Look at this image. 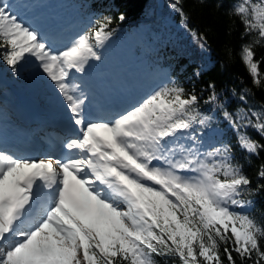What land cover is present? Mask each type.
<instances>
[{
	"label": "snow or ice",
	"instance_id": "snow-or-ice-1",
	"mask_svg": "<svg viewBox=\"0 0 264 264\" xmlns=\"http://www.w3.org/2000/svg\"><path fill=\"white\" fill-rule=\"evenodd\" d=\"M170 7L206 48L180 0ZM233 14L246 33H258L254 44L264 41V0H242ZM112 23L102 17L54 51L0 0V59L16 72L27 57L35 58L79 126L63 158L0 150V264H161L168 257L180 264H264V227L251 214L264 184L252 187L230 145L201 151L196 126L203 130L213 118L199 110L194 90L173 81L113 118H86L87 97L69 78L73 69L82 73L90 60L101 59L97 47L113 36ZM254 44L242 47L241 59L260 88L264 58H255ZM208 87L204 102L221 109L240 148L250 155L264 151V143L243 131L251 127L264 137V106L231 112L218 101L215 85ZM257 176L264 179V164Z\"/></svg>",
	"mask_w": 264,
	"mask_h": 264
},
{
	"label": "trees",
	"instance_id": "trees-1",
	"mask_svg": "<svg viewBox=\"0 0 264 264\" xmlns=\"http://www.w3.org/2000/svg\"><path fill=\"white\" fill-rule=\"evenodd\" d=\"M56 7L61 17L69 20L67 30L74 41L89 31L95 21L108 16L113 19L110 25L114 29L112 37L99 45L97 49L107 51L116 45V39L124 40L123 44L131 46L124 50L133 58L132 65L138 68V81H143L139 88L141 95L148 96L157 88L175 82L183 86L187 92L200 97L199 110L213 119L209 127L199 130L196 135L201 141V151H210L221 144L231 146L234 161L243 166V171L252 181V187L264 184V179L257 176L261 164H264V151L258 155H250L240 148L237 132L223 119L221 109L215 104L205 103L215 85L218 101L236 112L239 109L261 110L264 106V87L257 88L241 59L242 47L253 43L257 32L246 33L245 26L233 14L235 4L242 0H180V6L188 17V26L196 33L206 37V48L193 35L177 26L181 16L170 5L174 0H48ZM256 2V0H253ZM125 16L119 20L120 15ZM145 35L147 40L135 43L138 34ZM256 59L264 58V41L254 44ZM127 56H129L127 54ZM13 72L0 59V74L14 76L21 71ZM4 70V71H3ZM264 72V63L260 66ZM200 72L197 76L196 73ZM30 72L25 70L23 78L28 79ZM246 94V100L240 96ZM253 139L264 143V137L254 128L243 129ZM190 143V141H181ZM254 206L251 214L264 227V191L253 198ZM239 210V209H237ZM160 259V258H158ZM161 264H180L179 259L168 257L161 259Z\"/></svg>",
	"mask_w": 264,
	"mask_h": 264
},
{
	"label": "rangeland",
	"instance_id": "rangeland-1",
	"mask_svg": "<svg viewBox=\"0 0 264 264\" xmlns=\"http://www.w3.org/2000/svg\"><path fill=\"white\" fill-rule=\"evenodd\" d=\"M8 3L12 5L13 11L15 14L18 15L19 19L26 22L33 28L37 29L41 36L46 40L48 45L54 51H60L68 47V41L65 37H63L62 32L55 33V30L58 28V25L55 24V20L57 19V14H53V10L51 8L46 9L47 11L44 12L38 9V6L44 2V0H7ZM46 12V13H45ZM179 26L182 29L181 23ZM68 33V32H67ZM69 35V33H68ZM70 36V35H69ZM147 38L145 35L138 34L137 38H135V43H141L146 41ZM117 43L116 45L110 48L111 58L112 60H107L106 62H102L100 60L92 59L89 62H93L95 64L94 68L89 66V63L85 66V71L80 73L76 72L75 69L71 71V75L69 78V83L73 86L78 85L77 88L78 93H83L86 97L91 94V97L95 99V106L90 104L89 102L85 101V107L90 108H100L102 111L99 116H104V118L111 117V109L114 107L115 104H121L123 106L125 102L130 101L124 97L127 89L121 87V80L127 84H130L131 81L134 79L130 74H123L117 72V66H124V50L123 46L128 48L126 50L130 51L131 46H127L123 44L124 40L116 39L114 41ZM133 55L132 53H130ZM32 60L35 61V68L37 70V74L39 78L37 80L33 79L31 81L24 82L23 79L19 76L8 77L4 75H0V106L6 107L7 109L1 110L0 109V124L5 123L9 126V129H19V123L11 117V102L10 98L13 99L11 85H16L20 90L23 92L26 91L27 93L34 94L35 98H37L40 102L44 105L46 103L47 107L45 108L50 111L51 113H57L58 110L65 109L68 110L67 105L63 102L61 98V94L59 90L56 88L54 82H52L46 74L43 73L41 68L39 67L38 61L35 58L29 56ZM110 67V70L106 72L105 70ZM127 69L134 68L132 63L126 67ZM98 70V73L93 72L94 70ZM135 69V68H134ZM116 70V71H115ZM119 71H122L119 69ZM133 72V71H130ZM98 83L100 85L106 86V92L102 93L100 90H96L91 87L92 84ZM102 88L104 86H101ZM12 96V97H11ZM103 97H108V99H103ZM49 101V102H46ZM110 112V114H109ZM254 119V118H253ZM31 136V144L35 145L40 141L38 136L29 132ZM66 145V144H65ZM9 153H13L12 150H4ZM68 156V155H66ZM65 156V157H66Z\"/></svg>",
	"mask_w": 264,
	"mask_h": 264
},
{
	"label": "bare ground",
	"instance_id": "bare-ground-1",
	"mask_svg": "<svg viewBox=\"0 0 264 264\" xmlns=\"http://www.w3.org/2000/svg\"><path fill=\"white\" fill-rule=\"evenodd\" d=\"M29 94L31 95V97L28 96V98L30 100L33 99L34 94H31V93H29ZM14 100H20L19 107L21 109L18 110V111L21 113V116H20L21 120H23L25 122V125L22 126V130H24L25 132L23 133L22 130L20 129L19 131L18 130H15L12 134L2 133V136H3V139L6 138L7 140H9L10 138H14L16 140V144H18V147L25 148V153L27 155H29V154H32L34 152V150L32 149V146H29V144L31 142L30 141L31 136L29 135V132H27V127H30L31 124L34 122L35 119L33 120V122H31L30 120H28L29 119V116H27L26 112H24V110H23L24 109L23 108V105L24 104H29V101L26 99L25 96H22L21 98H20V96H16L14 98ZM65 103L67 104L66 101H65ZM69 113L72 116V114H71L70 111H69ZM84 113H85V116L87 117L88 112L84 111ZM39 115H40L41 118L38 119V121L37 120H35V121H37L38 127H41L42 126V122L44 121V115L43 114H40V113H39ZM35 116H36V114H34V118H35ZM32 117H33V114H32ZM72 121H73V119H72ZM36 152H47V148L43 149L41 147H37L36 148ZM69 154H71V153H69ZM46 158L47 157L38 158V159H46Z\"/></svg>",
	"mask_w": 264,
	"mask_h": 264
}]
</instances>
